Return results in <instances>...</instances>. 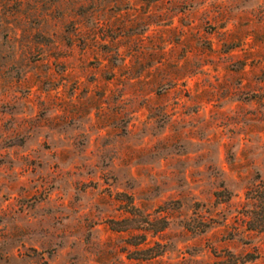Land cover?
Instances as JSON below:
<instances>
[{
    "label": "rangeland",
    "instance_id": "1",
    "mask_svg": "<svg viewBox=\"0 0 264 264\" xmlns=\"http://www.w3.org/2000/svg\"><path fill=\"white\" fill-rule=\"evenodd\" d=\"M0 264H264V0H0Z\"/></svg>",
    "mask_w": 264,
    "mask_h": 264
}]
</instances>
